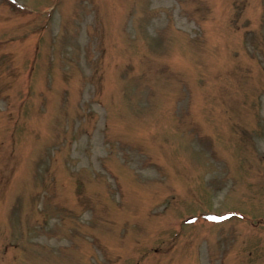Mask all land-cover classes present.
<instances>
[{
	"label": "rangeland",
	"instance_id": "rangeland-1",
	"mask_svg": "<svg viewBox=\"0 0 264 264\" xmlns=\"http://www.w3.org/2000/svg\"><path fill=\"white\" fill-rule=\"evenodd\" d=\"M0 264H264V0H0Z\"/></svg>",
	"mask_w": 264,
	"mask_h": 264
}]
</instances>
